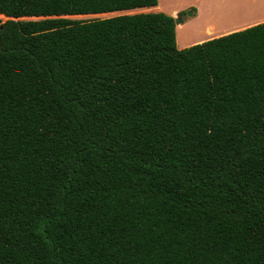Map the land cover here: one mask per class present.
I'll return each instance as SVG.
<instances>
[{"label":"trees","instance_id":"16d2710c","mask_svg":"<svg viewBox=\"0 0 264 264\" xmlns=\"http://www.w3.org/2000/svg\"><path fill=\"white\" fill-rule=\"evenodd\" d=\"M156 5L0 0V264H264V23Z\"/></svg>","mask_w":264,"mask_h":264},{"label":"crops","instance_id":"0c3cea01","mask_svg":"<svg viewBox=\"0 0 264 264\" xmlns=\"http://www.w3.org/2000/svg\"><path fill=\"white\" fill-rule=\"evenodd\" d=\"M154 8L172 18L194 9L175 25L178 49L264 23V0H157Z\"/></svg>","mask_w":264,"mask_h":264},{"label":"rangeland","instance_id":"374dc122","mask_svg":"<svg viewBox=\"0 0 264 264\" xmlns=\"http://www.w3.org/2000/svg\"><path fill=\"white\" fill-rule=\"evenodd\" d=\"M147 11H153L155 12V8H149V9H137L131 12H115V13H106V14H97V15H80V16H70L71 20H79V21H91L94 19H104V18H109L121 14H132V13H139V12H147ZM185 19V18H184ZM174 24L179 25V22H177L178 18L173 17Z\"/></svg>","mask_w":264,"mask_h":264},{"label":"water","instance_id":"95a60500","mask_svg":"<svg viewBox=\"0 0 264 264\" xmlns=\"http://www.w3.org/2000/svg\"><path fill=\"white\" fill-rule=\"evenodd\" d=\"M177 22H178V20H177Z\"/></svg>","mask_w":264,"mask_h":264}]
</instances>
